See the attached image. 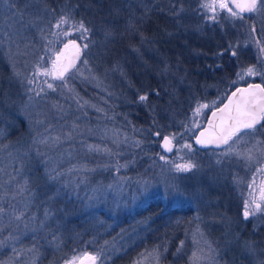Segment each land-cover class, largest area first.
<instances>
[{"label": "trees", "instance_id": "trees-1", "mask_svg": "<svg viewBox=\"0 0 264 264\" xmlns=\"http://www.w3.org/2000/svg\"><path fill=\"white\" fill-rule=\"evenodd\" d=\"M206 1L32 0L25 7L26 0H16V10L23 12V20L15 23L20 36L13 38L15 42L5 40L0 45V145L8 146L6 151L0 152V165L15 177L11 184L7 183L8 176L0 178L3 187L12 189L3 202L6 211L0 216V239L15 237L17 241L15 250L7 248L0 258L10 262L12 253L22 251L25 254L27 249H31L27 257L36 251L40 257L39 264H62L70 258V254L83 249L94 251L106 239L111 240L118 228L102 236L103 226L93 219L103 213V208L95 205L97 202L93 200L96 199L94 194L99 189V182L108 183L110 175L119 177L131 172L122 170L118 173L115 170L122 162L126 166L131 165L134 157V170L141 172L149 160L163 155L161 139L175 134L177 138H187L200 154L206 155L199 162L204 173L217 171L213 176L217 186L214 185L209 192L213 198L210 199L214 201L209 208L203 209L202 215L206 217L203 225L208 232L207 237L214 240L217 246L218 242L225 247L221 251L220 263L264 262V230L257 231L247 225L241 214V205L236 202L237 191L222 182L232 179L231 176L219 169L217 161L212 162L215 157L210 159L208 154L207 159L208 152L221 153L225 148L200 150L194 142L195 136L187 130L197 105L215 103L218 97L227 98L235 88L251 83L249 79L245 80L247 74L241 79L238 73L251 67L255 73L252 82L264 85V51H261L264 31L258 27L255 13L245 16L247 23L250 22V39L247 42L246 30L237 22L221 17L209 19V10L201 7ZM44 8L48 11H41ZM64 14L70 15V23L60 29L55 28L57 20ZM37 15L40 18L35 20ZM19 20L9 11L6 3L0 4V23L4 24L5 30H8L9 23ZM80 21L90 29L89 40L95 42L90 43L92 56L96 58L93 64L100 63L98 47L109 46L107 56L124 60L126 68H132L134 75H142L146 79L147 87L135 90L132 85H126L122 93L117 90L110 93L106 89L101 90L89 78L77 75L76 69L65 79L66 85L61 81L55 91L44 88L45 93L29 104L27 89L34 86L28 85L27 79L35 71V65L42 61L39 58L45 59L58 38L62 39V33L74 29L73 24ZM252 25H255V32ZM107 30L114 35L106 40L104 32ZM26 42L31 45L27 49L29 54L17 55L16 45L24 49ZM9 47L12 61L9 60ZM233 51L236 55H232ZM13 62L22 74L20 78L13 75ZM81 64L82 61L78 67ZM140 95H147V101L140 102ZM77 99L82 108L78 106ZM57 103L64 112L57 111L54 107ZM216 104L220 106L222 102ZM38 119L44 123L35 124ZM73 123L84 128L87 126L91 133L76 135L73 140L63 139ZM45 127H49V131L45 132ZM110 127L128 130L130 145L126 141L122 146L120 144L125 156L115 163L113 159L118 157L115 153L109 156L93 150L84 153L88 145H111L110 138L105 134ZM157 132L160 135H155ZM37 133L59 135L62 139L56 145L51 142L47 145L34 144ZM257 134L264 139V129ZM72 149H76V153ZM9 152L15 158L14 167H22L18 174L8 167L13 163ZM25 181L28 191L12 199L13 188ZM222 195L234 197V201L223 202ZM102 201L106 200L99 202ZM46 211L49 213L47 219ZM21 212L24 213L23 218L16 220L13 213L19 215ZM194 214V211L164 209L158 202L131 214V218L137 220L136 224L146 225L147 231L138 235L124 253L112 257L110 264H134L142 252L157 244L165 247L162 263L168 264L180 245L184 242L189 244L194 237L192 229L197 226ZM213 218H229L241 225L236 232L229 230L235 239L226 240L223 238L225 235L215 233ZM128 219L129 214L124 221L128 222ZM230 225L232 223L226 226L223 220L217 227L223 231L232 229ZM31 230L38 232L30 234ZM229 241L232 243L227 244ZM249 243L255 248L254 254L247 250Z\"/></svg>", "mask_w": 264, "mask_h": 264}, {"label": "rangeland", "instance_id": "rangeland-1", "mask_svg": "<svg viewBox=\"0 0 264 264\" xmlns=\"http://www.w3.org/2000/svg\"><path fill=\"white\" fill-rule=\"evenodd\" d=\"M211 2L212 0H207L206 4ZM225 2L229 4L228 0H225ZM229 7H231L230 4ZM208 14H210V16L215 15L216 19L221 17L237 22L246 30V41L248 42L250 39V22L248 21L247 23L245 17H243V19L233 17L226 9H221L219 7V0H217L215 12L209 10ZM255 16L258 27L264 31V13H255ZM67 32H69V35H63L62 39L59 37L56 44L48 50L45 59L39 62L41 69H43V67L50 68L51 61L56 58L57 53H65V43L75 39L76 43H78L82 48V64L77 68L79 70L77 71V75L89 78L93 83H95V85H98L101 90L106 89L110 93L115 92L116 90L122 93L126 88V85L129 87L132 85L135 90L147 87V82H144L146 79L142 75H134V73H132V68H126L127 65L124 60H115L107 56L109 46L98 47L100 63L95 65L92 63L93 59L95 61L96 58L92 56L91 44H89L87 49L83 48L84 43H89L90 36L88 35V40H81L79 39L80 33L77 32L75 28H70ZM63 58L64 56L61 57V62ZM85 59L88 61L87 65L83 63ZM129 75H132L130 80ZM246 77L248 78L245 80L249 79L250 82L253 81V75H248ZM30 78H32V76ZM35 80L36 83L33 84L34 88H47L45 81L53 83L57 88L58 83L61 82L60 80H53L51 77H45L43 75L36 76ZM102 99L104 100L105 98L102 97ZM225 100L226 98L222 99L221 96L218 97L215 103L209 102L208 104H205L208 105L207 108H201L199 115L195 117V122H193V117L190 118L191 125L189 127L192 135L196 136L197 133L204 127L209 114L212 110L219 107L216 103H223ZM196 123L199 124V127H195ZM126 131L128 130L123 131L121 128L110 127L105 134L110 138L112 144L109 146L103 145V147L96 146L95 148L99 150L93 151L98 154L101 153V155L105 156H109L112 153L117 154L118 157L113 159V162L115 161L116 163L118 158H122L123 155L125 156V150H122L121 148L122 143L126 141L130 145L127 140L130 137ZM85 133L90 134V129L87 128V126H85V128L79 126L77 131L73 133V139L76 135L79 136ZM173 141L177 144V148L173 156H167L163 153L162 156L166 158L165 160H161L160 157L156 160H149L146 167L141 172H136L134 170L136 167V164H134V162H136L134 157L131 159V165L121 167L124 165L122 162L119 166H116L117 170H115L118 173L122 170H131V172L120 174L119 177H116V175H110L108 183L103 182V180L99 182V189L97 188L94 194L96 199L93 200L97 202L94 203L95 205L97 204L103 208L101 209L103 213L100 216L95 215L93 219H96V222H100V226H103L101 229L102 236L106 233H112L115 228H118V230L114 232V235L112 236L113 238L109 241L106 239L101 247H96L94 251L83 249L73 255L70 254V258L66 261H72L75 258L76 264H79L81 261L86 259L84 257L85 254H87L88 257H95L94 264H110L112 257L124 253L142 233L144 234V231H147L145 228L146 225L143 223L136 224L137 220H133L131 218V214H135L137 211L147 208L148 205L153 202H158L162 204L164 209L194 211L195 223L197 224L196 227H192L194 237L191 239V242H189V244L185 242L184 244L182 243L180 245L181 248L177 254L175 253L173 255L174 257L172 260L170 259L168 261V264H221V257L223 255V252L221 251H224L225 247L223 244H219L218 242L217 246L214 240L207 237L206 234H208V232L205 231L203 225V222H206V217L205 215H202L203 209H206L207 207L209 208L214 201L210 199L212 196L209 195V192L211 191V188H214L215 179L213 176L217 171L212 174L209 172L204 173L202 171L204 169L200 168L199 162L202 161L201 158L206 155L200 154V151L191 145L192 143L187 138L180 139L175 137ZM257 141H262V143L258 144ZM184 144L191 145V149H181V145ZM72 151L76 153V149H72ZM85 152H89V148H85L84 153ZM208 154L210 155V159L211 156L215 157L212 159V162L217 161V164L220 166L219 169L225 170L226 173H228V176H231L232 179H227V181L224 180L222 182L230 185L233 187V190L237 191L238 194L235 195V198L236 202L241 205L242 215L245 209L246 201L250 206H254V203H259L261 205L260 211L250 215L247 219H245L244 216L243 218L247 225L250 224L255 230H264V139L259 137L257 132L250 135H245L243 132L238 136L233 137L223 152L216 153L214 151H210L207 155ZM209 155L207 159L209 158ZM180 157H183V159H180ZM188 160H191L197 165V167L188 172L176 171L174 169L172 163L173 161H175V163H184ZM13 187L14 186H12V188ZM145 189H147V191H145ZM11 190V188L8 190V187L0 188V195L3 194V196L9 197L8 193ZM13 190H16V187H14ZM218 195L220 194L218 193ZM222 197L223 202L230 203L234 201V197L226 198L225 195H222ZM102 199L106 201L99 202ZM105 205H110V207ZM128 214V222H125V216ZM223 220L226 222V226L232 223L233 228L224 229L222 231L221 228L217 227V225L221 226ZM223 220L221 218H213V221H215V227H212V229L215 233H218L219 236L225 235L223 238L226 240H234L235 236L231 231L236 232L240 230L242 226L230 221L229 218H223ZM244 227L246 228V226ZM36 232L38 231L31 230L29 233L33 234ZM2 240H6V243L4 246H0V256L4 254L3 251L7 248L12 249V251L15 250L17 240L12 239L9 241L7 238ZM231 243L232 242L229 241L227 244ZM164 248V246L160 247L159 244H157L152 249L145 250L142 254H140V256H138L134 264H157V254L159 256V264H165L162 263V259L165 254ZM30 250L27 249L25 254L21 253L22 251L19 252V254L12 253V260L10 262L5 261L2 257L0 258V264H39L40 257L38 253H35L36 251H33V253L27 257V253L31 252ZM22 255L26 256V259H23L24 256ZM66 261L62 264H65Z\"/></svg>", "mask_w": 264, "mask_h": 264}, {"label": "snow or ice", "instance_id": "snow-or-ice-1", "mask_svg": "<svg viewBox=\"0 0 264 264\" xmlns=\"http://www.w3.org/2000/svg\"><path fill=\"white\" fill-rule=\"evenodd\" d=\"M32 2V0H26L25 7H28L29 4ZM7 4L9 11L13 12L14 16H17L20 18L19 21H14L13 23L8 24V30H5L4 24L0 23V45L4 43L5 40L7 41H12L14 37L20 36L19 30L15 28V23L20 22L23 20V12L16 10V0H0V4ZM231 3L235 6L237 11H233L231 7H229V4L225 2V0H219V7L221 9H226L228 13L233 16L237 17L240 19H243V16L241 15L242 13H261L264 12V0H231ZM216 4L217 0H212L211 3L203 4L201 5L202 8L209 9L212 12H215L216 10ZM41 11H48L47 8L42 9ZM54 11V10H52ZM40 17L37 15L35 17V20H38ZM211 20H215L216 16H209L208 17ZM11 20L12 17H9ZM70 15L69 14H64L59 17L57 20L56 24L54 25L55 28L60 29L62 25H66L70 23ZM35 20L32 21L33 26L35 25ZM73 27L77 32L80 33L79 39L81 40H88V33L90 32V29L87 28L84 24L83 21H80L78 24H73ZM252 31L255 32V25H252ZM64 36L69 35V32L64 31L62 33ZM55 35V33H53ZM114 33L110 30H107L104 32L105 39L107 40L108 38L112 37ZM23 38V37H21ZM51 43V42H49ZM92 43L94 44V41L89 40V43H84L83 48L87 49L89 47V44ZM17 55L21 56H27L29 53L27 49L31 47L30 42H26L24 45V49H20V45L17 44ZM65 49H73L74 55L72 59H68L67 62H61V57L64 56L63 52H59L56 55V58L51 61V67H43L41 69V65L37 63L35 65V71L32 73V78L27 79L28 85H33L36 83L35 77L38 75H43L45 77H51L53 80H60L63 82V84H67V81L65 80V74L69 72L70 69L75 67V60L79 57L80 51H81V46L76 43V40H70L64 45ZM261 51H264V47L261 48ZM232 55H236L235 51L232 52ZM40 60H43L44 57H40ZM9 60L12 61L13 57L11 55V47H9ZM85 65L88 64V61L85 59L83 61ZM13 67V75L16 78L21 77V73L16 70V65L13 62L12 63ZM77 71H79L77 69ZM253 75L254 69L253 68H248L245 72L238 73L237 75L243 79L244 75ZM23 82V81H22ZM47 84V88L51 89L53 91L56 90V87L54 86L53 83H48L45 81ZM235 83V81L233 82ZM251 87V86H250ZM259 87V86H257ZM71 91V89H69ZM27 92L30 93L28 95V103L31 104L35 97H40L42 93H45L44 88H39L37 90L36 88L29 87L27 89ZM31 93H34L35 95H31ZM237 93H240L239 96H237ZM233 97H236L235 102H233L231 99L229 100V105H234L233 111L229 112L226 117H222V124L220 126L219 132L213 137H205L204 133L201 132L200 136L197 137L196 143L198 144H208V143H216L217 145L224 144L228 145L229 141L232 140L233 137L238 136L241 132H244L245 135H250V134H255L257 131L260 129H264V124H261V121L264 120V89H260V95H257L255 92H250L245 89H237L236 92L232 93ZM139 101L144 102L147 101L148 97L147 95H140L139 96ZM77 104L80 108L83 107L82 104L79 103V100L77 99ZM229 105H225V108H229ZM54 107L57 109L58 112H64V109L61 105L58 103L54 105ZM208 105H197V107L194 109L193 113V122H195V117L199 115L201 108H207ZM100 111V109H97ZM225 109H219L220 112H224ZM213 116H216V112L214 111L212 113ZM43 120H36L35 124L40 125L43 124ZM260 125V129H257V125ZM195 127H199V124L196 123ZM212 127H216L215 125H212ZM79 128L78 124L73 123L71 126V130L68 131L67 133L64 134L63 139L71 140L73 139V133L77 131ZM191 130V129H187ZM247 130V131H245ZM49 131V127H45V132ZM155 135H160L158 132L155 133ZM62 137L57 135V136H44L42 133H37V136L34 138L33 143L34 144H49L51 142L52 145H56L61 142ZM175 139V134H173L171 137L165 136L163 138L164 140V147L167 151H172V147L169 145L171 144V141ZM138 144L140 142H137ZM258 144L262 143V141H257ZM7 145H0V152L6 151L7 150ZM89 150H99L95 148V146L88 145ZM182 148H189L191 149V145L189 144H184L181 145ZM37 152H39V149H37ZM9 159L13 161V163H10L8 167H12L13 171L19 173L21 169H17L14 167V160L15 158L13 157L12 153H8ZM161 160H165L166 158L164 156H160ZM180 159H183V157H180ZM219 162V161H218ZM173 167L176 171H181V172H188L197 167L196 164H194L191 160H188L184 163H175V161L172 162ZM126 165H122L121 167H125ZM8 176V181L7 183L11 184L14 180L15 177L12 175L11 172H8L7 168L0 165V178L3 176ZM52 179H56V177H51ZM3 185L0 184V188H2ZM28 191L27 188V181L24 182V184H17L16 185V190L15 194L12 195V199L16 198V195H22L24 192ZM147 191V189H145ZM5 200V196L0 195V216H2L6 209L3 207V202ZM261 210V205L259 203H254V206H250L249 203L246 201L245 202V209L243 212V216L245 219H247L250 215L255 214L257 211ZM14 218L16 220H21L24 216V213L21 212L19 215H15L13 213ZM49 213L46 211L45 213V219H47ZM9 239H15V237H9ZM6 243V240L0 239V246H4ZM247 250L254 254L255 253V248L249 243L247 245ZM84 258H88L91 260H94L95 257H88L87 254H85ZM83 259V258H81ZM157 259V264H159V256L157 254L156 256ZM65 264H76V259L74 258L72 261H66ZM264 264V262H262Z\"/></svg>", "mask_w": 264, "mask_h": 264}, {"label": "water", "instance_id": "water-1", "mask_svg": "<svg viewBox=\"0 0 264 264\" xmlns=\"http://www.w3.org/2000/svg\"><path fill=\"white\" fill-rule=\"evenodd\" d=\"M230 6L233 8V10L237 11V9L235 8V6L231 3V0H228ZM253 13H242L241 15L243 17L245 16H250ZM78 44V43H77ZM74 55L73 49L69 48L66 49L65 53H64V58L62 60V62H67L68 59H72ZM82 59V48L80 51V55L79 57L75 60V67L70 69L68 73L65 74V79L71 74L73 73L79 66L80 62ZM251 86V87H250ZM259 86V87H257ZM245 89L248 90L250 92H255L257 95H260V89H264V85L260 82H251L248 85H242L239 86L237 88H235L226 98V100L217 108H215L214 110H212V112L209 114L208 119L204 125V127L197 133V135L194 138V142L196 144V146L200 149V150H222L224 149L227 145L224 144H220L217 145L216 143H208V144H198L196 143V139L197 137L200 136V133L203 132L205 137H209V136H215L219 130H220V126L222 124V117H226L227 114L231 111H233L234 105H229V100L231 99L233 102H235L236 97L232 96L233 92H236L237 89ZM240 93H237V96H239ZM225 105H229V108H225ZM219 109H225L224 112H220ZM216 112V116H213L212 113ZM264 123V120L261 121V124ZM212 125H215L216 127H212ZM260 127V125H257V128ZM247 131V130H245ZM230 142V141H229ZM170 147H172V151H167L164 147V140L162 139L161 142V150L163 151V153H165L167 156H173L176 148H177V144L175 141H171V144L169 145ZM91 257V256H90ZM79 264H94V260L88 259L86 258L84 261H81Z\"/></svg>", "mask_w": 264, "mask_h": 264}]
</instances>
